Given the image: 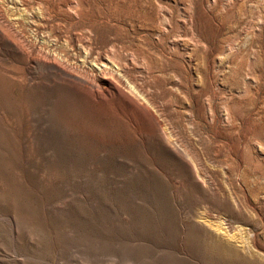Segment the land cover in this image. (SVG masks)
Segmentation results:
<instances>
[{
    "label": "rangeland",
    "instance_id": "obj_1",
    "mask_svg": "<svg viewBox=\"0 0 264 264\" xmlns=\"http://www.w3.org/2000/svg\"><path fill=\"white\" fill-rule=\"evenodd\" d=\"M0 264H264V0H0Z\"/></svg>",
    "mask_w": 264,
    "mask_h": 264
},
{
    "label": "bare ground",
    "instance_id": "obj_2",
    "mask_svg": "<svg viewBox=\"0 0 264 264\" xmlns=\"http://www.w3.org/2000/svg\"><path fill=\"white\" fill-rule=\"evenodd\" d=\"M14 24V22L10 23L11 26H14ZM17 33L20 34L19 32ZM20 38L25 42L28 41V38H26L24 34H21ZM31 46L34 49L36 56L42 58V60L44 61L43 65H45L47 69L55 71L56 73L60 74L62 77L70 81L91 88L98 94L105 90L110 92L113 91L118 94L128 95L129 99L134 103V105L142 106L144 109L149 111V108L147 106L144 107L142 104H140L146 99L145 92H143L140 87H138L137 83L134 80H131V82H129V79L127 80L125 78L127 76V71L118 68L114 63L100 62L99 66L94 65L95 68H92L91 73L97 71L98 73L96 72V74L99 76L98 78L93 74L91 75V73L87 72L80 66L72 62L70 63L68 60H65L64 58H61L60 56H57L53 53H49L48 51H46L47 49L45 50V48L41 45L37 46L35 44H32ZM106 69H111L112 78L102 76V71Z\"/></svg>",
    "mask_w": 264,
    "mask_h": 264
}]
</instances>
